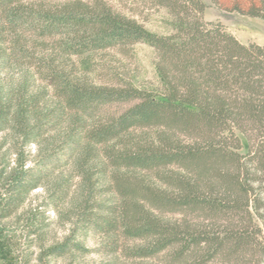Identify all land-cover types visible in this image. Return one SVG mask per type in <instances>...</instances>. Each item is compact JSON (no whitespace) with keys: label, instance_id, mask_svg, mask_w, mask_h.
Here are the masks:
<instances>
[{"label":"rangeland","instance_id":"rangeland-1","mask_svg":"<svg viewBox=\"0 0 264 264\" xmlns=\"http://www.w3.org/2000/svg\"><path fill=\"white\" fill-rule=\"evenodd\" d=\"M200 1L204 4L205 22L220 23L243 45L264 46L262 0ZM68 7L109 10L113 15L135 21L157 37L173 32V15L160 0H0V17L16 11L27 20L26 25L15 27L19 29L8 35V48L15 50V63L0 74L1 82L24 81L30 92H43L45 97L41 102L49 106L56 99L49 79L51 69L63 71L72 81L92 87L128 89L131 86L145 93H164L157 71L160 57L148 43L139 41L89 51L68 47L65 35L50 28L43 17L56 16ZM46 28L50 29L45 31ZM161 64L169 70L168 63ZM133 102L100 106L88 118L87 126L108 124ZM246 131L253 150L257 141L255 133L251 126ZM216 132L204 127L195 131L161 121L132 127L110 145L118 154L135 153L138 148L143 151L159 148L164 153L194 147L206 151L208 146L215 150L220 142L219 130ZM223 144L230 148L232 142L227 140ZM103 148L89 159L93 183L89 195L87 192L85 197L80 195L75 171L63 162L41 178L44 184L65 181L63 187L55 185L50 189L46 184L47 193H43V187L35 189L15 212L7 217L0 215V264H264L262 223L244 213V195L232 186L231 177L226 181L220 179V162L216 157L198 166L178 160L143 169L119 164L114 157L108 158L107 148ZM32 150L33 146L31 154ZM228 169L232 176L235 167ZM254 177L257 181L259 175ZM254 181L251 184L256 189ZM189 182L206 200L219 198L228 189L226 196L238 202L234 205L236 210L223 214L201 204L186 207L180 200L179 187ZM259 196L264 207V193ZM127 203L139 205L145 218L154 222V230L136 236L124 229L120 210ZM186 229L201 242L207 241V245L184 248L173 241L160 250L152 249L160 244L159 240L169 238L170 231L183 233ZM238 232L245 234V240L256 242L241 247L231 244V238ZM213 237L226 239L219 245L210 240ZM61 244H66L63 250L51 253L53 247Z\"/></svg>","mask_w":264,"mask_h":264},{"label":"trees","instance_id":"trees-1","mask_svg":"<svg viewBox=\"0 0 264 264\" xmlns=\"http://www.w3.org/2000/svg\"><path fill=\"white\" fill-rule=\"evenodd\" d=\"M160 2L173 15V32L166 37L152 35L135 21L113 15L106 9L88 11L68 7L56 16H43L50 28L65 35L71 49L89 51L139 41L150 44L160 57L157 71L164 93H145L131 86L128 89L92 87L81 81H72L63 71L51 69L49 79L53 83L56 99L53 106H49L41 102L45 97L43 92H30L26 82L0 81L2 217L15 212L35 189L43 187L45 194L48 192L47 185L50 189L55 185L63 187L65 181L47 185L41 182L43 175L54 171L63 162L75 171L80 195L85 197V192L89 195L93 188L89 159L104 146L108 158L114 157L119 164L143 169L178 160L198 166L216 157L220 162V179L226 181L231 177L232 186L244 195V213L260 221L264 232V207L259 196L264 193V46L243 45L220 23L205 22L202 16L204 4L200 0ZM262 4L264 9V0ZM26 24L27 20L16 11L0 17V74L15 63V50L8 48V35L19 29L15 27ZM3 25L8 28H2ZM161 62L168 63V71ZM129 101L134 102L108 124L87 126L88 118L100 106ZM161 121L195 131L204 127L217 130L218 134L219 130L218 148L213 150L208 146L204 151L194 147L168 153L159 148L146 151L138 148L135 153L118 154L110 145L132 127ZM247 126H251L257 139L253 150L249 146ZM226 133L227 137L224 136ZM227 140L232 142L230 148L223 144ZM159 141L165 142L163 139ZM230 166L235 167L232 176L228 172ZM256 175L259 178L254 181ZM103 179L108 182L107 175ZM253 181L256 182V189L251 184ZM179 191L180 200L186 207L201 204L227 214L235 211L234 205L238 203L226 196L228 189L219 194V198L210 200L201 198L191 182L182 183ZM141 209L139 205L127 203L121 205L120 210L123 228L136 236L155 228L154 222L146 219ZM170 235L163 241L159 240L161 246L158 244L152 249L160 250L173 241L184 248L201 243L207 245V241L201 242L188 229L183 233L173 230ZM246 235L249 237L250 234L246 232ZM244 236V233L238 232L231 238V244L241 247L256 242L247 241ZM223 238L226 239L213 237L210 240L220 245ZM64 245L53 247L51 253L63 250Z\"/></svg>","mask_w":264,"mask_h":264}]
</instances>
